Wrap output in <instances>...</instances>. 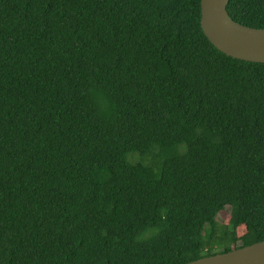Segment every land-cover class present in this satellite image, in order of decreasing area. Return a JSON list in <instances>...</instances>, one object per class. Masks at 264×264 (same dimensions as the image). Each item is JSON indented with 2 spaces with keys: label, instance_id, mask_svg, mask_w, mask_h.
<instances>
[{
  "label": "trees",
  "instance_id": "1",
  "mask_svg": "<svg viewBox=\"0 0 264 264\" xmlns=\"http://www.w3.org/2000/svg\"><path fill=\"white\" fill-rule=\"evenodd\" d=\"M227 9L264 28V0ZM261 240L264 62L216 48L201 0H0V264Z\"/></svg>",
  "mask_w": 264,
  "mask_h": 264
},
{
  "label": "water",
  "instance_id": "2",
  "mask_svg": "<svg viewBox=\"0 0 264 264\" xmlns=\"http://www.w3.org/2000/svg\"><path fill=\"white\" fill-rule=\"evenodd\" d=\"M228 3L229 0H201V26L205 35L229 56L264 62V28L235 21L228 12ZM185 264H264V240Z\"/></svg>",
  "mask_w": 264,
  "mask_h": 264
},
{
  "label": "rangeland",
  "instance_id": "3",
  "mask_svg": "<svg viewBox=\"0 0 264 264\" xmlns=\"http://www.w3.org/2000/svg\"><path fill=\"white\" fill-rule=\"evenodd\" d=\"M229 211H230V207L227 206L224 212H221V213H219V214L217 215V219H218V221H219V222H222V220H223V219L225 218V216H226L225 214L229 213Z\"/></svg>",
  "mask_w": 264,
  "mask_h": 264
}]
</instances>
